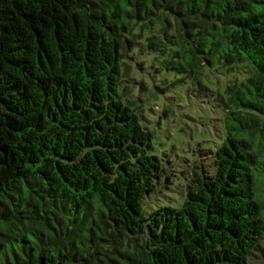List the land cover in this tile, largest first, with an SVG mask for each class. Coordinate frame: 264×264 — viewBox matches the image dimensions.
<instances>
[{"label": "trees", "instance_id": "1", "mask_svg": "<svg viewBox=\"0 0 264 264\" xmlns=\"http://www.w3.org/2000/svg\"><path fill=\"white\" fill-rule=\"evenodd\" d=\"M176 89L213 101L219 141L180 172L176 205L147 210L169 174L143 112ZM253 251L264 0H0V264H248Z\"/></svg>", "mask_w": 264, "mask_h": 264}, {"label": "rangeland", "instance_id": "2", "mask_svg": "<svg viewBox=\"0 0 264 264\" xmlns=\"http://www.w3.org/2000/svg\"><path fill=\"white\" fill-rule=\"evenodd\" d=\"M135 67L138 65H130V74L134 81L142 82L144 71L140 73ZM204 80L208 85L221 90L227 78L220 74L208 73ZM180 91L183 90H173L167 94L174 97H161L154 103H149L143 112V123L155 133L154 148L164 159L165 175L169 174L167 180L162 177L160 188L145 198L144 206L147 210L161 203L176 205L185 183L180 172L196 170L201 164H206L209 156L202 147H213L219 141L221 113L212 106L213 101L201 97L200 94L190 95L189 98L182 95L179 97ZM141 94L143 96L142 92L134 89V95ZM140 104L142 106V103ZM248 264H264L262 253L253 251Z\"/></svg>", "mask_w": 264, "mask_h": 264}]
</instances>
